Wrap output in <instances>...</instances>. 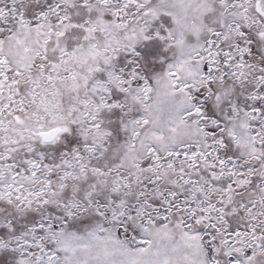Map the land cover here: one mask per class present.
I'll return each mask as SVG.
<instances>
[{
    "label": "snow or ice",
    "instance_id": "snow-or-ice-1",
    "mask_svg": "<svg viewBox=\"0 0 264 264\" xmlns=\"http://www.w3.org/2000/svg\"><path fill=\"white\" fill-rule=\"evenodd\" d=\"M0 264H264V0H0Z\"/></svg>",
    "mask_w": 264,
    "mask_h": 264
}]
</instances>
